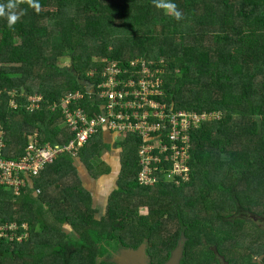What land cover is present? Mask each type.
Listing matches in <instances>:
<instances>
[{
  "label": "trees",
  "instance_id": "16d2710c",
  "mask_svg": "<svg viewBox=\"0 0 264 264\" xmlns=\"http://www.w3.org/2000/svg\"><path fill=\"white\" fill-rule=\"evenodd\" d=\"M173 2L183 19L152 0H39V11L19 5L24 14L12 28L0 18L5 158L23 155L35 131L42 143L67 142L71 133L52 107L80 92L71 107L97 112L99 101L88 100L87 88L101 81L106 62L131 70L133 60H151L150 68L162 66L163 96L155 100L218 113L189 131L186 181L157 175L151 185L140 184V139L120 142L115 186L98 219L74 158L94 179L109 173L99 134L76 157L47 164L20 194L0 184V225H16L11 239L0 236V264H117L122 251L141 245L149 264H166L178 251L179 264H264V0ZM62 57L68 67L57 65ZM34 96L39 107L28 109ZM65 222L74 236L62 230Z\"/></svg>",
  "mask_w": 264,
  "mask_h": 264
},
{
  "label": "built area",
  "instance_id": "2783aa9c",
  "mask_svg": "<svg viewBox=\"0 0 264 264\" xmlns=\"http://www.w3.org/2000/svg\"><path fill=\"white\" fill-rule=\"evenodd\" d=\"M106 63L100 72L101 81L95 87L87 88L88 100L95 97L99 101L97 112L89 114L81 107H71L72 103L83 98L80 92L65 95L52 107L60 109L63 127L71 133L67 142L42 143L35 131L28 136L23 155L8 159L0 154V184L8 191L20 194L47 164L63 154L76 157L80 147L91 137L105 131L121 137L120 142L128 136L140 139L138 160L142 167L137 177L140 184L154 182V166L164 162L162 156L170 163L167 173L180 169L173 182L188 179L190 157L185 165L184 156L190 148L189 131L202 120L217 117L218 113L174 109L164 101L155 100V97L163 96L160 72L149 65L148 68L143 61L131 62V70L122 69L117 62ZM137 64H140L139 71L135 69ZM124 73H128L127 79L120 77ZM139 73L141 76L134 79ZM31 98L28 109L39 107L40 97ZM154 141H157V147H154ZM15 226V223L0 225V236L3 230ZM13 236L5 237L11 239Z\"/></svg>",
  "mask_w": 264,
  "mask_h": 264
},
{
  "label": "rangeland",
  "instance_id": "374dc122",
  "mask_svg": "<svg viewBox=\"0 0 264 264\" xmlns=\"http://www.w3.org/2000/svg\"><path fill=\"white\" fill-rule=\"evenodd\" d=\"M93 60L97 61V60H101L102 62H105L106 59L105 58H93ZM140 61H143L141 59H135L133 60L132 62L135 64L136 62H140ZM146 63L147 67L148 65H153L154 62L153 61H143ZM157 64H162L163 66L164 63L162 61V59H158V62ZM57 65L60 67V68H64V67H68L70 65V61H69V58L67 57H62V58H59L57 60ZM149 68V67H148ZM147 68V69H148ZM155 70H158L159 72H161L162 70V66L159 67V68H154ZM177 72V71H176ZM92 73L93 71H90L88 74H86L87 77H90L92 76ZM134 72H131V75H133ZM86 79V78H85ZM14 92L11 93V95H13ZM32 98L31 97H28V100H31ZM12 101H10V105L12 106ZM63 125V124H62ZM190 146V145H188ZM188 146H187V149H188ZM154 147H157V141H154ZM116 151L118 152V147H113V149H111V147L109 146H106L104 148H102V151L100 153V160L104 161L103 159L109 161V163L113 164V160H116V159H119V154L117 155ZM106 156L105 158H103V156ZM191 157V153L190 152H186L185 153V156H184V161H185V165L188 161V158ZM161 161H164V162H160V163H157L155 166H154V173H155V176L157 175H161L162 178H163V181L165 182H173L172 180L174 179V175H178L179 172H180V169H174L172 170V174L171 173H167V170H169L170 168V163H168L167 160H165V158H163L162 156V160ZM189 161H190V158H189ZM105 162V161H104ZM106 163V162H105ZM118 163V162H117ZM119 165H120V160H119ZM118 166V164H117ZM116 167V166H114ZM190 169V167H187ZM77 169L79 172H81V176L82 177L81 179H83V182L81 180V182L84 184H87V187L88 188H91L92 190V205L95 206V208L98 210L97 214H95V218L98 219L103 213H104V206L106 204V196L107 194L109 193V191H111V189L115 186V181H116V178H117V174L115 176L111 175L110 173L106 176H100L98 177L97 179H95V181H90L91 179L89 178V175L87 174L86 170H82L83 168L79 165H77ZM86 172V173H85ZM87 182V183H86ZM95 182V183H94ZM6 191H8L9 189L8 188H4ZM139 213L141 215H146L147 213V210L146 208L144 207H141L139 208ZM15 229H16V226L12 229H8L7 231L3 230L2 231V236L5 237V236H13L15 234ZM62 230L65 232V234L69 235V236H74V233L71 229V227L66 224V222L62 225ZM144 249L145 247L141 246L140 248L138 249H125L124 251H122L120 253V255L116 258V262L117 264H148V257H146L145 255V252H144ZM172 256H174L172 258V260H174L173 264H179L180 262V252H176V254H173ZM225 262H223L224 264ZM172 264V263H171Z\"/></svg>",
  "mask_w": 264,
  "mask_h": 264
},
{
  "label": "clouds",
  "instance_id": "9594fccd",
  "mask_svg": "<svg viewBox=\"0 0 264 264\" xmlns=\"http://www.w3.org/2000/svg\"><path fill=\"white\" fill-rule=\"evenodd\" d=\"M22 3H26L36 11H39L41 7L39 0H7L6 3H0V18L6 19L9 28H12L20 19V16L24 14L23 10L17 11ZM152 4L156 9L162 10L176 20L183 19L182 11L173 0H152Z\"/></svg>",
  "mask_w": 264,
  "mask_h": 264
},
{
  "label": "crops",
  "instance_id": "0c3cea01",
  "mask_svg": "<svg viewBox=\"0 0 264 264\" xmlns=\"http://www.w3.org/2000/svg\"><path fill=\"white\" fill-rule=\"evenodd\" d=\"M100 136H101V139H102V142L104 143V144H106V146H109V147H111V149H113V147L115 148V147H118V152L116 151V153H117V155L118 154H120V150H121V147H120V141H121V137H119V136H116V135H114L113 133L112 134H110L109 132H107V131H105V132H103V133H101V134H99ZM106 156L104 155L103 156V158H105ZM105 162H106V164L108 165V167L110 168V174L111 175H113V176H115L116 174H118V171H119V168H120V165H119V159H116V160H113V164H111V163H109V161H107V160H105V159H103ZM74 161H75V166H76V168H77V165H79V166H81L83 169L82 170H86V168L84 167V165L79 161V159L78 158H74ZM118 162V163H117ZM117 164H118V166H117ZM114 166H116V167H114ZM77 171H78V169H77ZM86 172H87V170H86ZM85 172V173H86ZM108 173V174H109ZM87 174H88V172H87ZM108 174H104L103 176H106V175H108ZM78 175H80L81 176V172H79L78 171ZM89 175V174H88ZM79 176V177H80ZM82 177H80V179H81ZM89 178L91 179L90 181H95V179L94 178H92L90 175H89ZM97 179V178H96ZM82 180V182H83V179H81ZM87 183V182H86ZM95 183V182H94ZM83 184V183H82ZM89 191H90V193H92V190H91V188H88L87 187V185H88V183L87 184H83ZM91 197H92V195H91Z\"/></svg>",
  "mask_w": 264,
  "mask_h": 264
},
{
  "label": "flooded vegetation",
  "instance_id": "af4514ba",
  "mask_svg": "<svg viewBox=\"0 0 264 264\" xmlns=\"http://www.w3.org/2000/svg\"><path fill=\"white\" fill-rule=\"evenodd\" d=\"M142 247L144 246V245H141ZM140 246V247H141ZM140 247H138V248H140ZM137 248V249H138ZM129 249H132V248H129ZM128 250V249H127ZM144 252H145V249H144ZM145 255H146V252H145ZM264 255H262L261 257H263ZM146 257H148L147 255H146ZM261 257H257L256 259H257V261H261ZM168 263V262H167ZM148 264H149V258H148Z\"/></svg>",
  "mask_w": 264,
  "mask_h": 264
},
{
  "label": "water",
  "instance_id": "95a60500",
  "mask_svg": "<svg viewBox=\"0 0 264 264\" xmlns=\"http://www.w3.org/2000/svg\"><path fill=\"white\" fill-rule=\"evenodd\" d=\"M174 254H176V252H175ZM173 257H174V256H172V258H173ZM172 258H171V260H169L168 263H166V264H171V263L173 264L174 260H172Z\"/></svg>",
  "mask_w": 264,
  "mask_h": 264
}]
</instances>
